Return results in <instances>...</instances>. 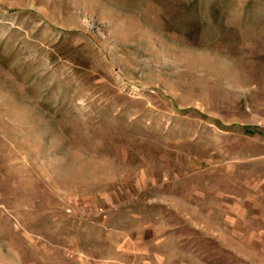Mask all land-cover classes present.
Here are the masks:
<instances>
[{"label":"rangeland","instance_id":"obj_1","mask_svg":"<svg viewBox=\"0 0 264 264\" xmlns=\"http://www.w3.org/2000/svg\"><path fill=\"white\" fill-rule=\"evenodd\" d=\"M263 220L264 0H0V264H264Z\"/></svg>","mask_w":264,"mask_h":264},{"label":"crops","instance_id":"obj_2","mask_svg":"<svg viewBox=\"0 0 264 264\" xmlns=\"http://www.w3.org/2000/svg\"><path fill=\"white\" fill-rule=\"evenodd\" d=\"M263 222H264V220H263ZM257 249H258V250H257L258 252H259L260 250H262L261 248H257ZM259 253H260V252H259ZM246 264H249V263H246Z\"/></svg>","mask_w":264,"mask_h":264}]
</instances>
